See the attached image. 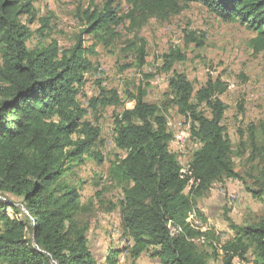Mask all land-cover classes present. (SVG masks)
I'll list each match as a JSON object with an SVG mask.
<instances>
[{"label": "trees", "instance_id": "16d2710c", "mask_svg": "<svg viewBox=\"0 0 264 264\" xmlns=\"http://www.w3.org/2000/svg\"><path fill=\"white\" fill-rule=\"evenodd\" d=\"M34 1L0 0V192L19 200L4 195L0 199V264H99L88 244L86 224L77 219L85 210L80 190L63 179L83 157L102 161L94 149L103 143L101 130L84 119L86 109L77 100L84 75L94 69L90 57L96 46L109 47L118 36L117 27L128 21L132 66L141 69L148 56L146 41L137 36L142 25L196 2L220 20L238 21L251 31L248 46L264 61V0H124L128 7L123 13L117 0H100V5L91 3L81 12L83 27L66 48L50 38L48 19L38 16ZM36 22L38 27L32 29ZM35 36L36 44L28 47ZM88 36L92 41L87 45ZM190 41H195L193 34L186 38ZM162 58V68L171 71L170 102L190 121V136L198 146L182 164L168 148L172 132L159 106L144 99L141 85L126 92L131 106L114 116L112 137L124 155L116 154L109 162L107 178L122 192L117 202L119 239L127 245L108 251L103 264H119L125 251L133 258L151 252L159 264H207L210 253L195 240L205 235L207 245L216 244L208 230L195 226L196 219L205 221L196 198L216 180L242 179L222 124L227 105L221 95L229 85L209 76L194 90L184 74L172 70L185 55L171 50ZM120 104L116 90L101 86L96 96L87 98L95 119L98 106ZM201 106L207 112L199 110ZM259 126L260 134L258 126L250 125L240 142L250 148L248 161L255 156L264 160V122ZM258 167V174L251 175L254 188L248 189L263 199L264 167ZM230 227L235 236L221 246L220 264H235V257L248 252L252 264H264V218Z\"/></svg>", "mask_w": 264, "mask_h": 264}, {"label": "rangeland", "instance_id": "374dc122", "mask_svg": "<svg viewBox=\"0 0 264 264\" xmlns=\"http://www.w3.org/2000/svg\"><path fill=\"white\" fill-rule=\"evenodd\" d=\"M100 5V0H35L34 7L39 17L48 19L50 38L59 47L66 48L73 45L76 34L83 27L81 12L89 4ZM118 12L127 10L124 0H117ZM128 21L117 27V38L109 47L98 44L96 53L90 57L94 69L87 72L85 83L77 95L80 105L86 109L85 120L97 123L101 130L102 144L94 147L102 157L99 163L92 157H83L81 163H74L63 179L76 185L80 190L81 204L85 210L77 215V219L86 224V236L94 257L99 264L105 262L107 252L114 248L127 245L119 238L118 200L122 198L120 188L111 184L107 178L109 162L116 154L124 155L117 150L112 140L114 116L120 114L124 108L130 107L126 92H131L137 85L145 89V100L159 106L164 114L167 126L172 132V141L168 148L175 153L182 164H186L192 152L198 146L190 136V121L182 116L175 105L170 102L168 78L171 71L162 68V56L171 50H179L185 59L175 62L172 70L182 73L197 90L207 77H219L227 82L229 88L221 95L227 105L222 124L226 128L232 145L231 158L234 169L240 174L241 180L223 178L211 184L209 190L196 198L197 207L209 212L211 220H205L200 226L207 231L211 239H215L209 246V239L205 235L195 240V243L210 253L207 264H220L222 257L221 246L228 239H233L235 232L230 224L245 225L264 218L263 199L255 197L248 188L253 187L251 175L258 174V165L264 167V160L257 156L250 158V148L240 145L245 141L250 125L258 126L264 122V61L262 54H253L248 46V40L253 33L238 21H222L211 14L200 3H189L175 15L165 19L149 18L137 32L138 37L146 41L148 56L146 64L137 69L132 66L134 56L128 49V43L133 34L125 29ZM34 23L32 29L38 27ZM188 34H193L195 41L186 42ZM85 44H90V36L84 37ZM49 38L45 39L48 42ZM37 36L31 38L27 45L33 47ZM99 86L104 90H116L122 98L118 106L97 107L95 114L87 105V98L96 96ZM199 110L207 112L205 106ZM242 132V136L239 135ZM180 133L184 143L174 140L173 135ZM16 197L0 192L2 196ZM116 207H112V206ZM24 211V208L21 207ZM11 213L10 209H7ZM190 217V216H189ZM189 219V218H188ZM193 222L194 219L190 218ZM217 224V228L214 225ZM203 237V238H202ZM123 254V255H122ZM119 255V264H159L158 260L146 252L138 258H133L125 251ZM123 256V257H121ZM251 252L242 258L235 257V264H252Z\"/></svg>", "mask_w": 264, "mask_h": 264}, {"label": "crops", "instance_id": "0c3cea01", "mask_svg": "<svg viewBox=\"0 0 264 264\" xmlns=\"http://www.w3.org/2000/svg\"><path fill=\"white\" fill-rule=\"evenodd\" d=\"M253 35H254V34H253ZM253 35H252V37H253ZM197 208H198V210L200 211V213H202V215H203L204 218H207V220H209V221L211 220V217H210L209 212H208V211H207V212L205 211L206 208H205V209H204V208H203V209H200L199 205H198ZM213 225H214V224H213ZM214 226H215L216 228L218 227L217 224L214 225Z\"/></svg>", "mask_w": 264, "mask_h": 264}, {"label": "bare ground", "instance_id": "6f19581e", "mask_svg": "<svg viewBox=\"0 0 264 264\" xmlns=\"http://www.w3.org/2000/svg\"><path fill=\"white\" fill-rule=\"evenodd\" d=\"M173 138H174V140H176L177 142H179V143H184L183 142V137H182V134H180V133H177V134H174L173 135Z\"/></svg>", "mask_w": 264, "mask_h": 264}, {"label": "built area", "instance_id": "2783aa9c", "mask_svg": "<svg viewBox=\"0 0 264 264\" xmlns=\"http://www.w3.org/2000/svg\"><path fill=\"white\" fill-rule=\"evenodd\" d=\"M121 257H123V256H121Z\"/></svg>", "mask_w": 264, "mask_h": 264}, {"label": "clouds", "instance_id": "9594fccd", "mask_svg": "<svg viewBox=\"0 0 264 264\" xmlns=\"http://www.w3.org/2000/svg\"><path fill=\"white\" fill-rule=\"evenodd\" d=\"M228 85V84H227Z\"/></svg>", "mask_w": 264, "mask_h": 264}]
</instances>
